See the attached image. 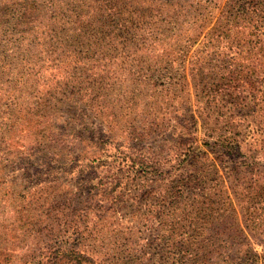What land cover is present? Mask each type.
<instances>
[{
	"label": "rangeland",
	"instance_id": "rangeland-1",
	"mask_svg": "<svg viewBox=\"0 0 264 264\" xmlns=\"http://www.w3.org/2000/svg\"><path fill=\"white\" fill-rule=\"evenodd\" d=\"M7 2L0 0V31L5 24L4 12L8 9L4 6ZM258 29L260 31L251 27V30L244 31L239 49H228L222 43L215 49L214 55L218 57H223V53L235 54L234 58L243 63V74L246 75L240 76L241 84L228 85L222 90L223 98L228 99L221 101L224 105L205 99L204 94L206 91L215 92L214 84L222 75H227L226 72L211 68L201 73L199 77L203 76L211 84L209 89L200 91L188 74L187 91L183 89L165 100L161 95H152L146 97V103L141 102L138 106V111L144 107L142 116L146 123L151 120L157 122L158 127L163 123L167 128H150L144 137L139 138L119 129L120 132L104 141L99 149L96 137L91 134L92 129L101 125L90 110L74 98L67 102L70 111H63L54 118L51 126L55 139L47 138L41 131L45 125L38 123L40 111L33 101V93L51 80L58 81L62 69L48 64L37 67L31 62L18 63L16 56L30 59L34 51L52 57L46 47L40 44L34 47L39 33L33 30V25L26 26L21 34L9 33L8 44L4 48L0 45V53L8 56L0 59V122L12 129L7 139L13 137L12 144L6 148L3 144L0 156V264H42L55 254L54 250L61 242L55 238L56 234L64 237L66 241L63 243L76 250L72 257L82 255L71 259L75 263L156 264V250L163 244L155 217L164 207L166 198L162 194L169 185L187 183L188 180L191 186L186 189L189 191L175 200L174 214L175 220L183 225L180 227L178 222L176 239H181V233L184 237L187 232L193 233L194 248L203 253L192 263L264 264V95L261 85L255 84L264 69L258 59L264 60L261 56L264 53V25ZM259 35L262 37L260 42L257 40ZM196 46L197 42L190 53ZM195 81L198 82L196 78ZM197 92L202 95L200 101H197ZM232 93L240 96L233 103L229 101ZM155 100L161 102L155 103ZM195 121L196 124L192 125ZM128 123L122 119L121 127L127 128ZM99 129L102 133L108 132L106 127ZM208 133L213 138L228 136L240 147L218 158L217 153L208 150L207 158L197 162L196 167L184 162L178 168L175 162L180 155L176 150L178 141L188 142L194 136L201 143ZM41 139L44 140L42 143ZM129 152L153 155L157 160L168 159L165 165L172 168V172L165 183L160 184L159 193H151L135 203L131 195L142 187V178L124 180L127 188L111 206L115 209L89 210L87 215L81 214L82 225H57L55 234L49 225L25 226L18 220L16 201L8 197L9 194L15 197L13 187L17 191L23 190L20 194L29 197L48 193L51 190L49 185L66 186L74 180V174L69 172L66 164L69 155L79 154L84 161L90 154L102 153L107 162L114 164L115 161L116 165L122 159L129 163ZM97 170L103 174V165ZM121 173L126 174V171ZM88 203L83 202L82 206ZM58 215L63 216V211L59 210ZM254 257H257L256 261Z\"/></svg>",
	"mask_w": 264,
	"mask_h": 264
},
{
	"label": "trees",
	"instance_id": "trees-1",
	"mask_svg": "<svg viewBox=\"0 0 264 264\" xmlns=\"http://www.w3.org/2000/svg\"><path fill=\"white\" fill-rule=\"evenodd\" d=\"M4 7L8 10L4 12L6 18L0 31V45L4 48L8 44L9 33L21 34L31 24L36 34L39 33L34 47L38 44L46 47L52 57L34 51L30 59L16 56L18 63L31 62L37 67L48 64L62 69L58 81L51 80L33 93V101L40 111L38 123L45 125L41 131L47 138L55 139L51 126L54 118L63 111L69 112L67 102L74 98L97 118L99 127L107 128V133H102L99 127L92 129L91 136L96 137L98 149L120 130L138 138L144 137L150 128L156 130L157 122L146 123L142 116L144 107L138 111L139 104L146 103V97L152 95H161L165 100L183 89L187 91L188 74L200 91L209 89L211 84L203 76L199 77L201 73L211 68L226 72L227 75H222L214 84L215 92L204 94L205 99L224 105L221 101L228 99L223 98L222 90L228 85L241 84L240 76L246 75L243 74V63L234 58L235 54L223 53V57H218L214 55L215 49L221 43L228 49H239L246 29L252 27L260 31L259 26L264 25V0H8ZM258 37L260 42L262 37ZM196 42V48L190 53ZM0 54H3L0 59L8 57L7 53ZM261 56L264 57V53ZM258 59L264 65V60ZM253 64L257 66L255 62ZM261 74L255 84L261 85L264 95V69ZM195 94L200 101L202 95ZM188 97L190 99V92ZM238 99L240 96L232 93L229 101L233 103ZM157 101L161 102L155 100V103ZM62 105L65 108L62 109ZM122 119L129 122L125 129L121 127ZM194 123L196 121L192 125ZM159 124L160 130L167 128L165 124ZM11 131L0 122V156L3 144L5 148L12 144L13 137L7 139ZM206 135L201 143L194 136H189L188 142L178 141L176 150L180 155L175 161L178 168L184 162L196 167L197 162L207 158L208 150L217 153L218 158L240 147L228 136L213 138L211 133ZM43 141L41 139L40 143ZM132 153L127 154L129 163L122 159L116 165L115 161L114 164L107 162L102 153L90 154L84 161L79 154L69 155L66 164L69 172H73L74 180L66 186L49 185L48 193L29 197L20 194L23 190L17 191L13 187L15 197L10 194L8 197L16 201L18 220L25 226L49 225L52 234L58 232L57 225H82L81 214L87 215L89 210L115 209L111 206L127 188L123 181L130 178H142V187L131 195L135 203L151 193L156 195L160 184L165 183L172 172V168L165 165L168 159L157 160L153 155ZM102 165L104 173L100 174L97 168ZM148 179L151 181L147 182ZM189 183L188 180L179 185L171 184L162 194L166 198L164 207L155 214L163 242L156 250V264H195L192 263L195 257L203 255L200 249L194 248L193 233L187 232L185 237L181 233V239H176V228L183 225L175 220V200L189 191L186 189L191 186ZM83 202L89 203L83 207ZM59 210L63 211V216L58 215ZM60 217L64 220L61 223ZM55 238L61 242L54 250L55 254L42 264H79L71 259L82 255L72 257L76 250L63 243L64 237L56 234ZM180 241L182 245L175 244ZM257 257L253 259L256 261ZM199 264H203L202 261Z\"/></svg>",
	"mask_w": 264,
	"mask_h": 264
}]
</instances>
